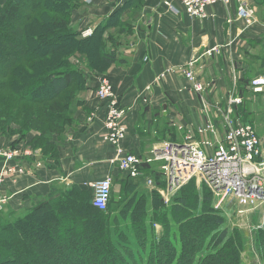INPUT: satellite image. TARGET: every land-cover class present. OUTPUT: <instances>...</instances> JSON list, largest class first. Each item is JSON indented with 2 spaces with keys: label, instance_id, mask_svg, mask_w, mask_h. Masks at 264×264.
I'll list each match as a JSON object with an SVG mask.
<instances>
[{
  "label": "trees",
  "instance_id": "1",
  "mask_svg": "<svg viewBox=\"0 0 264 264\" xmlns=\"http://www.w3.org/2000/svg\"><path fill=\"white\" fill-rule=\"evenodd\" d=\"M90 2L0 1V136L18 135L21 140L32 134L26 144L47 159H58V140L73 124L88 90V71L104 74L113 65L125 62L116 51L122 36L132 31V22L125 15L131 8L142 7V0H125L91 34L84 35L83 29H76L72 17ZM251 45L261 47V52L253 55L261 70L253 68V61L243 70L235 87L242 104L233 105V110L236 118L254 125L258 115L264 118L263 93L251 88L253 76L264 73V40ZM160 131V139L166 131L170 139H178L173 127ZM158 165H142L139 178H153L159 189L166 186V180ZM116 174L123 176L121 187L127 194H120L117 200L112 189L106 210L93 205L92 187L72 184L22 216L4 222L0 218V264H139L134 250L140 253L146 243L150 245L144 264L242 263L249 237L226 226L223 211L215 207L204 183L201 185L206 189L200 191L196 178H192L170 195L167 205L159 191L153 192L152 199L160 205L156 209H164V226L166 214L172 215L167 227L155 233L148 224L153 223L154 215L146 222L143 218L147 200L144 196L137 198L135 188L141 183L119 169ZM116 177L113 175L114 185ZM123 199L126 205L117 213L134 219L128 226L130 233L122 227L120 218L112 216ZM156 214L160 215L158 211ZM253 238L256 254L264 264V232L257 231Z\"/></svg>",
  "mask_w": 264,
  "mask_h": 264
},
{
  "label": "crops",
  "instance_id": "2",
  "mask_svg": "<svg viewBox=\"0 0 264 264\" xmlns=\"http://www.w3.org/2000/svg\"><path fill=\"white\" fill-rule=\"evenodd\" d=\"M162 1L142 0V7L129 9L131 13L125 15L132 22V31L122 36L116 49L124 63L113 65L104 74L88 71V90L81 98L73 124L58 140L57 160L44 158L40 150L26 144L32 134L21 140L18 135L0 136V148L20 151L12 161L0 156V194L6 198L0 210L3 222L24 215L72 184L91 187L108 175L116 177V151L103 137L106 106L96 97L101 76L108 77L120 102L130 108L125 118V150L142 155L155 144L170 140L167 131V138L157 139L167 126L202 127L191 123L202 121L203 112L209 113L202 108L203 98H211V107L216 108L223 99L238 96L237 80L250 62L261 70L259 61L253 60L261 47L251 44L264 40V21L259 19V15L264 16V0L261 4L249 0L255 9L256 22L252 24L238 17L239 3L235 0L230 5L218 2L209 6L205 19L190 17L183 10L174 14L161 5ZM171 1L182 9L176 0ZM124 2L91 0L85 13L76 14V29L89 24L94 29ZM192 60H197L200 91L193 88L184 73ZM95 110L98 117L89 121ZM25 150H30L31 155ZM8 166L15 171L5 176Z\"/></svg>",
  "mask_w": 264,
  "mask_h": 264
},
{
  "label": "built area",
  "instance_id": "3",
  "mask_svg": "<svg viewBox=\"0 0 264 264\" xmlns=\"http://www.w3.org/2000/svg\"><path fill=\"white\" fill-rule=\"evenodd\" d=\"M180 9L171 0H163L161 5L170 12L179 14L182 10L190 17L205 19L207 8L218 2L230 5L234 0H176ZM239 5L238 17L247 20L255 15V9L249 4V0H235ZM92 30L84 32L89 35ZM192 60L184 69L186 78L193 84L196 91L202 90V85L197 79L198 70ZM251 88L254 92L263 93L264 103V76H257L251 80ZM96 97L106 106L103 118V137L106 142L114 146L116 151V167L121 172L138 178L142 175L141 166L148 163L159 164V170L166 180V186L159 192L169 202L170 195L186 185L192 178L208 187L214 198L217 209H221L225 216L235 208H240L246 214L250 210H257L264 206V145L252 124L242 123L233 116V105L240 103L241 97L233 96L228 105L221 111L222 121L225 126L223 136L220 137L219 128L213 121H208L202 127L179 124L181 137L175 140H164L155 144L147 155L130 153L125 150L123 142L127 137L128 128L125 118L130 108L120 102L114 88L106 76H101ZM203 107L207 111L210 104L203 98ZM96 110L88 118L95 121ZM25 153L31 155L30 150ZM20 154L19 150L0 148V156L6 161L14 160ZM13 166H8L4 171L5 176L12 175ZM20 171H23L20 169ZM148 185L154 180L147 179ZM114 180L108 175L93 182V205L106 210L111 199ZM155 187V185H154ZM6 198L0 194V210L3 209ZM240 206L253 205L252 208ZM264 224L263 221L259 227Z\"/></svg>",
  "mask_w": 264,
  "mask_h": 264
},
{
  "label": "rangeland",
  "instance_id": "4",
  "mask_svg": "<svg viewBox=\"0 0 264 264\" xmlns=\"http://www.w3.org/2000/svg\"><path fill=\"white\" fill-rule=\"evenodd\" d=\"M87 10H88V6L84 5L80 9H77L75 11V13H74V15L72 17L75 27L77 25V20H78V16L76 14L79 13V12L85 13ZM130 13L131 12L129 10V14ZM259 19L264 21V17H261L260 15H259ZM249 22H250V24H252V22H256L255 17L251 18ZM86 25H88V24H86ZM82 27H83L82 29L84 30L83 34H84L85 31L87 32L88 30H92V32H93V27H90V24L88 26H85V27L82 26ZM117 30L118 29H114L115 32ZM251 46H254V45H251ZM255 47H257V46H255ZM255 75H259V74H255ZM262 75L264 76L263 72H261L259 76H262ZM204 99L210 104L209 113L206 114V112H203L204 116H205L204 119L202 121H197V122L193 121L194 123H191V124L202 125L203 126L204 124H206L208 121L211 120L219 128L220 136H223L224 131H225V126H224L223 121H222L221 111L228 105V102H229L230 98L223 99L224 102H222L216 108H214L213 106L211 107V102H210L211 98H204ZM241 100H242V98H241ZM240 103L242 104V101ZM240 103H236L234 105V108L236 107V105H239ZM262 107L264 109L263 104H262ZM202 108H204V107H202ZM233 116L236 118L235 110H233ZM239 118H237V119H239ZM184 121L187 122L186 120H184ZM181 122H183V121H181ZM242 123H244V122H242ZM172 126H173V128H175V130H176V132L178 134L177 137L182 134V132H180L178 129H176V127H174V124ZM253 126L256 128V130L258 132V135L261 138V140L263 142V145H264V118H263L262 114L258 115L255 118V124ZM167 137L168 136L166 135V136H164L161 139H165ZM170 140H172V139H170ZM147 153L148 152H144L142 155H147ZM122 177L123 176L118 175L116 177V179H115V185L113 186V194H114L115 198L116 197L118 198V196L120 194L123 195V196H126V194H127L126 193L127 191L122 190V187H121ZM139 177L135 178V179H137V181H139L141 183V184H139V186L137 188H135V189L138 190V191H136L137 192V198L138 197L141 198V196H144L145 199L147 200V208L145 209L146 210V216L145 215L143 216V218H146V220L144 222L148 221L149 218H147V217H149L150 215L153 214L154 215V217H153L154 221H153V223H148V224H150L152 226V228H153L155 233L162 232V230L165 229L167 227V225L170 223V221L168 219H170L172 217V215H171V213L169 211H168L169 214L168 213L166 214V211H165V214L168 217H167V219H165V224L166 225L164 226V223L161 222L162 221V217H163L164 209L163 208L156 209L155 206H160V205L156 204L155 200H157V199H152L153 198V195H152L153 192L154 191L158 192L159 189H161V188L158 189L157 187H154L155 183H153L152 185H148V183H147V179L148 178L145 177L146 178V180H145L144 177L143 178L142 177L139 178ZM195 185H196V188L199 189L200 191L208 188L206 186V184H204L206 186V188H205V186L201 185V183H199L198 181H197V183ZM131 193L133 194V192H131ZM159 194L161 195V193H159ZM117 200H119V198ZM160 202L162 203V201H160ZM164 203H165V199H164ZM168 204H169V202H168ZM125 205H126V200L123 199L122 202L120 203V205L115 210V213L120 212L121 208L125 207ZM165 205H167V204L165 203ZM236 205L241 207V208H252L253 207V205L240 206V205H238L237 202H236ZM138 209L142 210V207L138 206ZM239 209L240 208H236V209L234 208L229 213L228 217L225 216L226 220H227V223H225V224H226V226H229L230 230L238 229V230L242 231L243 233L246 232V234L249 237V240L247 242V246L245 244V250L243 251V254H242L243 259H242V263L241 264H263L262 261H261V258H259V256L256 254L257 251L255 250V243H254L253 235L259 230L264 232V224L261 227H259L261 225L262 221H263L264 206L263 205L259 206L257 208V210H255V211L250 210L246 214H244L242 212V210L239 212ZM166 210H167V208H166ZM156 211H158L160 213V215H157ZM120 215L122 216V214H118L117 213V214L112 215V216H114L116 218H120L123 221L122 222V227L126 230V232L129 231V233H130L132 230H128V226H131V223L134 222V219L129 214L125 218L122 216L124 219H122ZM142 222H143V219L137 225L138 226L141 225ZM149 245H150L149 243H146V244L142 245V247L140 248V253L138 252V249L135 248L134 256L138 260L139 264H144V260H145V258L147 256V252L149 250V247H148Z\"/></svg>",
  "mask_w": 264,
  "mask_h": 264
}]
</instances>
